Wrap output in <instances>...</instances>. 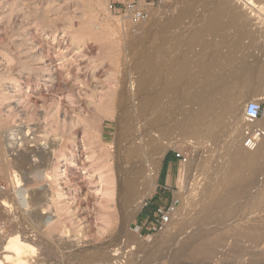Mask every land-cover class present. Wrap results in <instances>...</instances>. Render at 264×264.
<instances>
[{"label":"rangeland","instance_id":"rangeland-1","mask_svg":"<svg viewBox=\"0 0 264 264\" xmlns=\"http://www.w3.org/2000/svg\"><path fill=\"white\" fill-rule=\"evenodd\" d=\"M180 4L176 0L147 4L151 16L137 31L138 23L112 13L108 0H0V185L5 188H0V197L11 203L9 208L0 205V246L2 241L16 234L22 236L37 250L34 255L26 252V264H75V257H85L98 248L113 250L111 254L118 258L116 264H253L264 257V231L258 230L259 226L264 227V157L242 171L239 183L225 191L223 200L211 203L209 194L217 199L226 185L229 167L226 151L234 137L229 133L230 121L220 122L217 127L215 123L214 126L210 124L214 127L212 132L198 130L196 133L188 131L184 122L194 109L192 100H203L206 94L213 96L215 92L216 96L231 95L230 103L244 104L246 100L259 99L264 105V94L258 92L253 96L258 84L253 76L256 63L252 58L259 48L264 49V13L250 10L253 32L261 29L263 35L251 40L245 36L250 28L248 31L234 28L226 30L206 48L202 43L191 46L186 42V31L193 26L194 18L170 27V41L163 45L162 53L167 49L170 52L178 44L179 51L176 49L175 54L186 55L185 64L190 69L185 75L177 67L175 71L166 72L173 57H164V53L154 56L166 33L154 35L150 28L151 20L156 19L166 25L177 14ZM196 12L195 16L202 15L201 8ZM238 42L239 48L234 49ZM142 49L148 52L145 54ZM229 50H233L232 62L225 64L221 51L226 55ZM157 67L166 71L156 72ZM141 79L148 81L144 88H138ZM166 83H175V90L153 102L146 115V112L139 114L140 97L158 92ZM137 89L141 94H137ZM260 90L264 91V87ZM128 97L130 104H127ZM103 105L109 108L103 109ZM128 105L135 108L131 109L135 122L127 123L129 131L121 124L122 112ZM47 126L51 127L46 129ZM8 131L15 132L11 133L16 135L12 138L18 144L14 149L8 147ZM49 131L55 132L50 137L45 135L51 138L47 141L43 135ZM122 137L127 139L121 140ZM51 141L58 143V149L66 146L64 156L49 151ZM135 142L145 148L139 157L141 163L157 156L160 149L163 155L155 158L156 188L139 187L145 196L143 205L135 217L123 223L117 193L112 209L101 206V182L110 174L109 168L115 175L119 174L125 148L137 146ZM41 143H45L44 147ZM45 150L50 153L47 168L41 156ZM171 154L185 155L189 161L182 163L176 158L178 162L172 165L176 182L169 190H164L160 175ZM139 159L130 161L127 166L138 163ZM143 166L146 172L140 182L148 178L147 164ZM65 170L66 174L61 176V171ZM19 182L31 197L30 205L20 206L15 200L14 192ZM64 193L65 198L60 197ZM175 202L176 213L171 222L162 230L154 229L146 211L153 214L157 205L164 207ZM44 212L47 214L42 215ZM106 212L119 215L116 228L104 222L102 214ZM36 213L52 217V221L58 219L57 225L44 226ZM201 218L203 223L198 225L203 226L202 229L213 228L206 232L210 238L222 235L227 239H223L225 241L217 247L213 257L189 258L186 251L179 248L181 241H178L185 236L183 241L196 229L193 225L202 222ZM121 222L125 224L124 235L120 234ZM185 225L184 234L181 233L172 245L167 234L178 233ZM250 228L254 230L250 232ZM248 233L259 237L253 240L246 236ZM241 257L245 258L241 260Z\"/></svg>","mask_w":264,"mask_h":264},{"label":"bare ground","instance_id":"bare-ground-1","mask_svg":"<svg viewBox=\"0 0 264 264\" xmlns=\"http://www.w3.org/2000/svg\"><path fill=\"white\" fill-rule=\"evenodd\" d=\"M178 2H181L182 6H179L180 8L177 10V14L175 16H173L171 18V20L166 24V25H163L159 22L158 19L156 20H151V25H150V28L152 29V33L154 35H158L159 33H166V37H164L163 39V44L159 47H157L155 49V52L153 53L154 56H158V55H161L163 54L164 57H173L174 60L170 61L171 62V66L170 68L168 69V71H166V69H162V68H155V71L156 72H159V71H163L165 70L166 72L169 73L172 72V71H175V67H177L181 72L182 74H185L187 73L189 69V66L187 64H185V58L186 57L184 56V54H181L180 55H176L175 54V51L176 49L178 50L177 46L175 45L172 49H170L171 51L168 52L167 50H165L163 53H162V50H163V45L164 44H167L168 41H170L169 39V36H168V33H169V29L170 27H175V26H180L182 25L183 23H185L186 20H190V19H195V21L193 22V26L190 27V29H188L186 31V42L189 43V45L191 46H195L197 45L198 43H202L203 46L208 47L210 46L214 39L219 37L220 35H222V33H224L226 30H230V29H234L236 28L237 30L238 29H247L248 31V28L251 29V31H248L246 33V37H250L251 40L253 39H256L257 37L260 36V34H262V31L260 29V31H254L252 30V24H253V16L251 17V12L252 11H255L256 14H259V13H264V0H176ZM177 4V3H176ZM180 4V5H181ZM245 5L249 6L248 8H245ZM178 6V5H177ZM201 8V13L202 15L201 16H195L197 15L196 11L197 9ZM4 9V8H3ZM160 9V8H159ZM252 9V11H250ZM156 13V12H155ZM198 15H200L198 13ZM151 16V15H150ZM256 18V17H255ZM254 18V20H255ZM130 19V18H129ZM258 19V18H257ZM256 19V20H257ZM131 20V19H130ZM149 20H145L141 23H138V25H136L135 27L137 28V31L138 30H141L143 25L145 23H147ZM256 23V21L254 22ZM260 23V22H259ZM258 23V24H259ZM200 24V25H199ZM255 25V24H254ZM198 26V27H196ZM195 27V28H194ZM262 28V27H260ZM263 29V28H262ZM147 29L145 28V31ZM149 30V29H148ZM144 31V30H143ZM142 31V32H143ZM147 32V31H146ZM150 32V31H149ZM148 32V33H149ZM263 35V34H262ZM243 37V36H242ZM263 37V36H261ZM162 43V42H161ZM179 43V42H178ZM179 44H183V43H179ZM168 45V44H167ZM239 45L240 43H236L234 44V49L236 48H239ZM158 46V45H157ZM165 48V47H164ZM180 48V47H179ZM263 48V47H261ZM145 49V48H143ZM142 49V51H144ZM233 49V50H234ZM233 50H229L227 52L226 55H223V53L225 52H222L221 51V55L224 59V62L225 64H229L232 62L231 58H230V55L231 53L233 52ZM179 51V50H178ZM181 51V50H180ZM10 52V51H9ZM145 52V51H144ZM148 52V51H147ZM145 52V54L147 53ZM161 53V54H160ZM186 53V52H185ZM144 54V53H143ZM142 55V54H141ZM153 56V55H152ZM153 56V57H154ZM254 62L256 63L255 67L253 68V76L255 77L256 81H257V84H258V88H254L255 90V93L253 96H255L256 93L258 94H264V91L260 90V87H264V49H258V52L257 53H253V56H252ZM32 76V75H31ZM40 77V76H39ZM35 78V77H34ZM33 78V79H34ZM37 79V78H36ZM35 80V79H34ZM52 80V79H51ZM55 80V79H54ZM37 81V80H36ZM39 81V80H38ZM32 82V81H31ZM139 82V81H138ZM148 81L146 79H141L139 84H138V88H144L147 86V83ZM27 86V85H26ZM175 90V83H166L164 84L163 88L161 90H159L158 92H155V93H150L149 96L147 97H144V98H141L140 97V100L139 102H137L139 104V114L140 113H145V115L148 113L147 110L149 108V106L153 103V102H156V100L161 99L162 97H164L166 94H169L171 93L172 91ZM260 90V91H259ZM139 90L137 89V92ZM154 91V90H153ZM262 91V92H261ZM214 93V92H213ZM213 93H210V94H213ZM216 93V92H215ZM214 93V95L212 96H209V94H206L205 96L207 97H204L205 99L203 100H198L197 98H195L194 100H192V104H195L194 106V109L191 111V113L189 114V116L186 117V120L184 121L186 123V129L188 131H191V133H196L198 130H208V132H212L214 130V127L211 128V126L213 125L214 126V123H215V126L217 127L218 124L221 122H227L228 120L230 121L228 124L230 125L229 127V133L231 134V137L232 140L229 141L230 143V146L229 147V151H226V157L229 158V167H228V170H227V174H226V177H225V182H226V185H224L223 187V191L222 193L220 194V196L217 198V199H212V194L210 193L209 194V198H211L209 200V202L211 203H214L215 201H218L216 203H219V200H223V197L225 196L224 194L226 192H228V189L231 185H234V183L240 181V178H241V175H242V171L243 170H246L248 168H251L253 167L254 165L258 164L260 159L262 157H264V141L261 143V145L253 152H249L247 150H245L242 145H241V138H242V132H243V124H244V115H245V103L247 104L250 100H246L244 104H240L238 101H233L232 103H230V97L231 95H229L228 97L225 96V94L227 93H223L224 97H222V94L221 95H218V96H221V97H218L216 96V94ZM137 94H141V91H139V93ZM220 94V93H219ZM66 95V94H65ZM33 96V95H32ZM58 96V95H57ZM71 96V95H70ZM99 96V95H98ZM252 96V97H253ZM34 97V96H33ZM60 97V96H59ZM132 97V96H131ZM138 97V95H137ZM136 97V99H137ZM64 98H66L64 96ZM69 99V96L67 97ZM62 99V97H61ZM71 100V99H70ZM135 100V99H134ZM136 101V100H135ZM258 101H260L258 99ZM35 102V101H34ZM133 102V101H132ZM136 103V102H135ZM59 104V103H58ZM127 104H130L129 103V97H128V102ZM160 104V103H159ZM191 104V105H192ZM64 105V104H63ZM152 106V105H151ZM150 106V107H151ZM67 107V106H66ZM103 109L104 108H109V106H105L103 105L102 106ZM135 107V106H134ZM137 107V106H136ZM155 108V106H153ZM27 108V106H26ZM131 109H135L133 108L132 106L128 105L126 107V110L124 112H122V115H121V124H122V127H124L125 129H127V131L131 130L129 127L127 128V123L128 122H135V119L133 118V115H132V111ZM151 109V108H150ZM59 110V109H58ZM152 110H154L152 108ZM46 111V110H45ZM150 111V110H148ZM152 113V112H151ZM138 114V115H139ZM150 114V113H149ZM14 116V115H13ZM36 116V115H35ZM45 116V115H44ZM41 117V116H40ZM49 117V116H48ZM51 117V116H50ZM135 117V116H134ZM144 117V116H143ZM35 118V117H34ZM161 118V117H160ZM158 117V119H160ZM36 119V118H35ZM34 120V119H33ZM227 120V121H225ZM58 121H56L57 123ZM51 123V122H50ZM55 123V126L57 125ZM38 125V122L36 123ZM45 124V123H44ZM52 124V123H51ZM49 124V125H51ZM211 124V126H210ZM53 125V124H52ZM51 125V126H52ZM224 125V123H223ZM227 125V124H226ZM258 125L260 126H264V118L261 119L259 122H258ZM40 126V125H38ZM37 126V127H38ZM42 126V125H41ZM51 126H47L48 128L46 129H49ZM221 126V125H220ZM228 126V125H227ZM53 127V126H52ZM58 126H56V129H57ZM64 128V125L62 126ZM66 127V125H65ZM226 127V126H225ZM42 128V127H40ZM44 129V130H46ZM55 129V130H56ZM59 129V128H58ZM57 129V130H58ZM185 129V130H186ZM222 129V128H221ZM38 130V129H37ZM53 130V129H52ZM71 130V129H69ZM36 131V130H35ZM34 131V133H35ZM51 131V130H50ZM49 131L46 132L48 134H42L44 137H46L45 135H50L52 133H54L55 131H52V133ZM14 132V131H11V133ZM32 132V131H30ZM42 132V130H41ZM45 132V131H44ZM65 132V131H64ZM10 131L7 132V138H9L7 140V144H8V147L14 149L16 148L15 145H18L15 143V140H13V136H16V135H13L11 134ZM15 133V132H14ZM33 133V135H34ZM37 133L40 134V132L38 131ZM61 133V132H59ZM36 134V133H35ZM57 134V132H56ZM63 134V133H62ZM128 135V134H127ZM126 135V136H127ZM133 134H131L132 136ZM228 135V134H227ZM30 136V135H29ZM32 136V134H31ZM134 136V135H133ZM138 136V135H137ZM136 136V137H137ZM37 137V135H35V138ZM50 137V136H49ZM140 136H138L139 138ZM28 138V137H27ZM33 138V137H32ZM39 138V136L37 137ZM43 139V137H41ZM47 138V141L51 138ZM45 138V140H46ZM54 138V136H53ZM133 138V137H131ZM40 139V138H39ZM60 139V137H59ZM127 137H122L121 140H126ZM140 139V138H139ZM38 140V139H37ZM44 140V141H45ZM55 140V139H54ZM56 140H58V138H56ZM71 140V139H70ZM39 141V140H38ZM37 142V141H36ZM61 142V140L59 141V143ZM128 142V141H127ZM126 142V143H127ZM130 142V141H129ZM28 143V142H27ZM35 143V142H34ZM123 143V142H122ZM131 143V142H130ZM136 143V142H135ZM143 143V141H142ZM141 143V144H142ZM40 143H38L39 145ZM43 144V147H44V144L45 143H41ZM57 142L55 141H51L49 143V151L53 153H58V156H64V150H65V147L66 146H62L61 148H57ZM129 143H127L126 145H128ZM137 146H131V147H127L125 148V154H124V157L120 159V163H122V167L119 169V177L117 175V177L120 179L118 181L115 173H113V169L112 168H109V171H110V174L104 179L103 177V181L101 182V185L103 186V188L101 189V194L103 196V199H102V202H101V206L105 209H112V203L115 201V196H116V193L117 195H119V201H120V206H121V211H122V214H121V219H122V222L123 223H126V221H130L133 217H135V215L139 212V210L141 209L142 205H143V199L145 196L142 195V192H140L139 190V187L143 186V188H152V190L154 188H156V185L154 183V176L155 174L157 173L156 172V163H157V160H155V158L157 157H160L163 155V151H161L160 149V152L157 153V156L155 157H152V158H149L147 160H145L144 162L147 164V171H148V175H147V179L146 180H142L143 182H140V179H144V175H145V170L146 168L143 166V164H145L144 162L141 163L140 162V159L139 157H141L142 153H143V150L145 151V148L143 149L141 146H138L139 143H136ZM146 144V143H145ZM145 144H144V147H145ZM6 145V144H5ZM61 145V144H60ZM73 145V144H72ZM131 145V144H130ZM143 145V144H142ZM120 146V144H119ZM129 146V145H128ZM38 147H41V146H38ZM42 147V148H43ZM47 147V145H46ZM123 147V146H121ZM37 148V147H36ZM35 148V149H36ZM73 148V147H72ZM25 149V148H24ZM40 151H41V148H39ZM44 149V148H43ZM46 149V148H45ZM120 149V148H119ZM10 150V149H9ZM38 150V149H37ZM47 150V149H46ZM46 150L43 152V154L41 155L43 157V160H44V165L47 167H49V151L46 152ZM68 150V149H67ZM124 150V149H123ZM26 151V150H25ZM29 151V150H28ZM34 151V150H33ZM21 152V151H20ZM42 152V151H41ZM27 153V151H26ZM25 153V154H26ZM34 153V152H33ZM30 154V153H29ZM41 154V153H40ZM21 155V154H20ZM27 155V154H26ZM31 155V154H30ZM56 155V154H55ZM111 155V154H110ZM38 156V155H37ZM40 156V157H41ZM224 156H225V153H224ZM21 157V156H20ZM34 157H36L34 155ZM39 157V158H40ZM24 158V156H23ZM27 158V157H26ZM31 158V157H29ZM28 158V159H29ZM109 158V157H108ZM112 158V156L110 157ZM25 159V158H24ZM38 159V158H37ZM139 159V162L136 163L134 162V164L136 163V165L132 164L131 165H134V166H127L129 164L130 161H135ZM159 159V158H157ZM225 159V158H224ZM223 159V161H224ZM34 160V159H33ZM42 160V159H41ZM16 161V160H15ZM26 161V160H25ZM24 161V162H25ZM28 161V160H27ZM226 161V159H225ZM31 162V161H30ZM18 163V162H17ZM28 163V162H27ZM141 163V164H140ZM1 164V163H0ZM21 164H23V160L21 162ZM39 165V164H37ZM43 165V166H44ZM120 165V164H119ZM139 165V166H138ZM22 166V165H21ZM25 166V164H24ZM34 166V165H33ZM118 166V165H117ZM23 167V166H22ZM36 167V166H34ZM51 167V166H50ZM105 167V166H103ZM119 167V166H118ZM221 167V165H220ZM54 168V167H53ZM219 168V167H218ZM18 169V168H17ZM35 169V168H33ZM37 169V168H36ZM2 170V169H1ZM24 170H27V169H24ZM20 172V171H19ZM31 172V171H30ZM34 172V171H33ZM23 173V172H22ZM28 173V172H27ZM36 173V172H35ZM216 173V172H215ZM34 174V173H33ZM66 174V170L65 171H61V176ZM49 175V174H48ZM17 176V175H16ZM14 176V179L15 177ZM27 176V175H26ZM40 176V175H39ZM38 176V177H39ZM213 176V175H212ZM216 176V175H215ZM19 177V176H17ZM16 177V179H17ZM65 177V176H64ZM214 177V176H213ZM28 178V177H27ZM52 178V177H51ZM221 179V178H220ZM20 180V178L18 179ZM68 180V179H67ZM214 180V179H213ZM21 181V180H20ZM72 182V181H71ZM219 182H221L219 180ZM218 182V183H219ZM28 183V182H27ZM40 183V182H39ZM237 183V184H238ZM19 186L16 188L17 190L14 192L15 193V200L18 202V204L20 206H27V205H30V198L27 194V190L25 188H23V183L19 182ZM213 184V183H212ZM215 184V183H214ZM263 184V183H262ZM28 185V184H27ZM31 185V184H30ZM209 185V184H208ZM216 185V184H215ZM211 186V185H210ZM213 186V185H212ZM222 186V185H221ZM220 186V187H221ZM236 186V187H235ZM235 190L236 188L238 187L236 184H235ZM233 186H231L232 188ZM262 187V186H261ZM208 188V187H206ZM218 188V186H217ZM222 188V187H221ZM212 189V188H211ZM99 190V189H98ZM226 191V192H225ZM230 191V190H229ZM232 191H234V188L232 189ZM47 192V191H46ZM147 192V191H146ZM148 193V192H147ZM213 193V192H212ZM230 193V192H229ZM151 194V193H149ZM208 194V193H207ZM206 194V195H207ZM259 192L256 194L258 195ZM32 195V194H31ZM36 195V194H35ZM60 197H63L65 198V193L62 194ZM208 197V196H207ZM226 197V196H225ZM240 197V196H239ZM7 199V198H6ZM235 199V198H234ZM255 199V198H254ZM36 200V198H35ZM35 200L33 202H35ZM39 200V199H38ZM256 200V199H255ZM179 201V200H178ZM233 201V200H232ZM236 201V199H235ZM251 202L253 201L250 200ZM32 202V203H33ZM257 202V201H256ZM255 202V203H256ZM38 203V201H37ZM215 203V204H216ZM11 203H8L6 200H4L3 197H0V205L1 206H4L6 208H9L11 207L10 205ZM36 204V202H35ZM33 203V205H35ZM117 204V203H116ZM115 204V205H116ZM235 204V203H234ZM238 204V203H237ZM236 204V205H237ZM254 204V202H253ZM43 205V204H42ZM233 205V204H232ZM40 207V206H39ZM49 209H51L50 206H47ZM116 207V206H115ZM114 207V208H115ZM117 209V207H116ZM83 210V209H82ZM121 213V212H120ZM176 213V212H175ZM47 213L44 212L42 213V215H46ZM41 214L39 213H36V216L40 219V221L42 222V224L44 226H47V227H53L54 225H57V222H58V219L57 220H54L52 221V217H43ZM90 215V214H89ZM103 216H105V219H104V222L109 226H111L112 228H116L118 226L117 222H118V218L119 215L117 216V214L115 212H106V213H103L102 214ZM101 215V216H102ZM89 218V217H87ZM69 221V220H68ZM201 221H202V218H201ZM205 221V220H204ZM264 221V220H263ZM262 221V222H263ZM88 222V221H87ZM121 222V226H122V231H120L121 233L120 234H125V228H124V225L125 224H122ZM89 223V222H88ZM131 223V222H130ZM203 223L202 222H198V223H195L193 225V228L196 226L197 228L196 229H193V231H190L188 233H190L189 235H187V237L182 241L183 237L185 236H182V239L178 241V237H180V234L183 233L184 234V230L186 227H183V228H180L181 231L178 233H174V234H167V238H168V241L172 242L171 244L173 245V242H180L179 243V248H182L186 251L187 253V256L189 258H200V257H213L215 255V252H216V249L218 246H220L222 244L223 239H227V238H224L222 237H216V238H210L209 236V233L207 234L206 232L208 231H212V229H208V230H204L202 229L203 226L201 225H198V224H201ZM231 225V224H230ZM234 226V225H233ZM228 227V226H227ZM238 227V226H237ZM242 227V226H240ZM249 227V226H248ZM247 227V228H248ZM257 227V226H256ZM59 228V227H58ZM111 228V229H112ZM121 228V227H120ZM218 228V227H217ZM225 228V227H223ZM258 228V227H257ZM256 228V229H257ZM189 229H191L189 227ZM199 229H201L199 231ZM222 229V228H220ZM242 229H244L242 227ZM246 229V227H245ZM253 229V228H252ZM250 228V232L252 230ZM192 230V229H191ZM248 230V229H247ZM254 230V229H253ZM260 231H264V227L260 228L259 226V229ZM257 230V231H258ZM177 232V231H176ZM216 232V231H215ZM238 232V231H237ZM253 232V231H252ZM186 233V234H188ZM243 233V232H241ZM264 233V232H262ZM119 234V236H120ZM225 234V233H224ZM212 235V234H211ZM215 235V234H214ZM245 235V234H244ZM247 237L250 238L251 236V239L253 240H257V238L259 237V235H255V234H252V233H248L246 235ZM261 236V235H260ZM122 237V236H121ZM120 238V237H119ZM30 240V239H29ZM122 240V239H120ZM165 240V239H164ZM237 241H240V240H237ZM117 242V241H116ZM227 242V240H226ZM259 243V241H257ZM236 243V242H235ZM240 242H237L236 244H238ZM252 243V242H251ZM119 245V243H116ZM115 244V245H116ZM241 244V243H240ZM255 244V242H254ZM264 244V243H263ZM113 246V247H116V246ZM169 245V244H168ZM178 246V243L177 245ZM232 246V245H231ZM262 246V244H261ZM1 251L0 252V264H26L27 261H26V252H29L30 254H36L37 253V250L35 249V247L33 245H31V243H29L28 241H26L24 238H22V236H20L19 234L17 235H14L12 236L8 241L4 242L2 241L1 243ZM71 247V246H69ZM174 247V246H173ZM239 247V246H238ZM92 248V247H91ZM95 248V247H94ZM93 248V249H94ZM98 248V247H97ZM160 248V247H159ZM178 248V247H177ZM176 248V249H177ZM229 248V247H228ZM243 248V247H241ZM262 248V247H261ZM264 248V246H263ZM101 249V248H100ZM98 248V251L96 250H91L93 253L89 252V254L85 257H75L74 260H77V262H75V264H116L117 263V257H115L114 255L111 254V252L113 251H108L107 248H103L100 250ZM109 249V248H108ZM119 249V248H118ZM174 249V248H173ZM238 249V248H237ZM88 251H90L89 249H87ZM178 250V249H177ZM254 250V249H253ZM83 251V250H82ZM85 251V250H84ZM83 251V252H84ZM133 251V250H132ZM184 251V253H185ZM218 251V250H217ZM239 251V249H238ZM81 252V251H80ZM81 252V253H83ZM87 252V251H85ZM115 252V251H114ZM235 252V251H234ZM258 252V251H257ZM72 253V252H71ZM70 253V254H71ZM75 253V252H74ZM79 253V252H78ZM80 253V254H81ZM117 253V251H116ZM115 253V255H116ZM237 253V252H235ZM239 253V252H238ZM241 253H243L241 251ZM260 252H258L259 254ZM73 254V253H72ZM85 254V253H83ZM218 254V253H217ZM240 254V253H239ZM258 254H255L258 255ZM263 254V253H262ZM39 255V254H38ZM242 255V254H241ZM264 255V254H263ZM40 256V255H39ZM76 256V255H74ZM41 257V256H40ZM71 257V256H70ZM186 257V256H185ZM217 257V256H216ZM246 257V256H245ZM244 257V258H245ZM261 257V255H260ZM29 258V256H28ZM31 258V257H30ZM237 258H239L237 256ZM236 258V259H237ZM243 258V259H244ZM257 258V256H256ZM32 259V258H31ZM211 259V258H210ZM242 257H241V260H243ZM36 260V259H35ZM73 260V259H71ZM69 261V260H68ZM213 261V260H212ZM211 261V262H212ZM237 261V260H236ZM255 261V260H254ZM31 262V261H30ZM240 262V261H239ZM243 262V261H242ZM252 262V261H251ZM35 263V262H34ZM72 263V262H70ZM238 263V262H237ZM249 263V262H248ZM239 264V263H238ZM250 264V263H249ZM253 264H264V257H262L261 259H259V261H257L256 263H253Z\"/></svg>","mask_w":264,"mask_h":264},{"label":"built area","instance_id":"built-area-1","mask_svg":"<svg viewBox=\"0 0 264 264\" xmlns=\"http://www.w3.org/2000/svg\"><path fill=\"white\" fill-rule=\"evenodd\" d=\"M151 4L154 2H160L162 0H146ZM108 8L112 13L117 15L126 16L131 19L135 24L141 23L150 17V12L146 6H142L139 0H124L120 4L109 2ZM264 118V105L259 101H251L245 108L244 115V128L242 132L241 145L249 151H255L261 143L264 141V126L258 125V122ZM175 157L182 163H188L189 159L185 155L176 154ZM17 182V179H13ZM0 188L5 190L0 185ZM176 203H171L169 206H157L153 210L152 218L149 224H152L156 230H162L167 226L175 213ZM148 206V204H146Z\"/></svg>","mask_w":264,"mask_h":264},{"label":"crops","instance_id":"crops-1","mask_svg":"<svg viewBox=\"0 0 264 264\" xmlns=\"http://www.w3.org/2000/svg\"><path fill=\"white\" fill-rule=\"evenodd\" d=\"M108 1L115 3V4H120L124 0H108ZM139 2L142 6H147V3H148L146 0H139ZM176 162H178V160L175 158V154H171L170 157H168L167 161L165 160V163H164V166L162 168L161 175H160V185H161V188L164 190H169V187L170 186L173 187L175 182H176V177H175L176 174L172 170V165H174ZM157 206H159V205H157ZM155 208L156 207H154V209ZM145 214L149 215L150 219L152 218V216H150V215H152V212L146 211Z\"/></svg>","mask_w":264,"mask_h":264},{"label":"trees","instance_id":"trees-1","mask_svg":"<svg viewBox=\"0 0 264 264\" xmlns=\"http://www.w3.org/2000/svg\"><path fill=\"white\" fill-rule=\"evenodd\" d=\"M175 158H176V157H175ZM167 159H168V157H167ZM167 159H166V161H167ZM149 220H151V219H150V218H148V221H149Z\"/></svg>","mask_w":264,"mask_h":264}]
</instances>
